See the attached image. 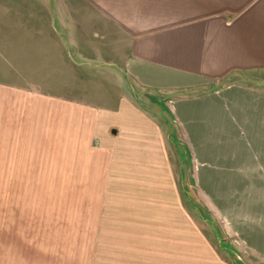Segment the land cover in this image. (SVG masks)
Instances as JSON below:
<instances>
[{
    "label": "rangeland",
    "instance_id": "374dc122",
    "mask_svg": "<svg viewBox=\"0 0 264 264\" xmlns=\"http://www.w3.org/2000/svg\"><path fill=\"white\" fill-rule=\"evenodd\" d=\"M244 3L0 0L17 81L0 106V264H264L233 226L239 166L216 163L217 133L203 144L193 100L216 83L153 87L133 69L138 51L207 37L229 61Z\"/></svg>",
    "mask_w": 264,
    "mask_h": 264
},
{
    "label": "crops",
    "instance_id": "0c3cea01",
    "mask_svg": "<svg viewBox=\"0 0 264 264\" xmlns=\"http://www.w3.org/2000/svg\"><path fill=\"white\" fill-rule=\"evenodd\" d=\"M244 1L243 6H237L239 12L234 14L233 53L232 57L228 56L229 61L225 49H211L207 37L202 39L200 46L195 44L196 47H184L175 40L166 57L160 53L154 55L149 49L138 51L133 69L142 83L153 87L216 83L217 91L193 100L202 101L203 144L210 142L206 134L217 133L216 163L239 166V171L232 175L241 182V197L250 196L249 204L245 205L248 220L242 225L235 221L233 226L250 229L249 244L258 249L259 243L264 244V240L259 241L262 238L258 239L264 235L258 231H264V86L257 83L264 78V0ZM7 37L5 44L15 58L17 45L12 34H6ZM2 43L0 28V106L3 92L11 93L12 86H17L15 78L3 77ZM187 110H190L189 104ZM188 116L198 117L199 114L188 111L187 119ZM256 260H264V257Z\"/></svg>",
    "mask_w": 264,
    "mask_h": 264
}]
</instances>
